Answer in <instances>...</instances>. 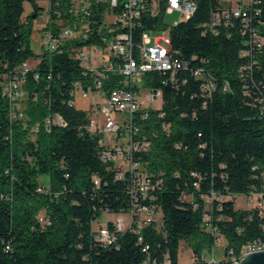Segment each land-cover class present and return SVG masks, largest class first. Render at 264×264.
Wrapping results in <instances>:
<instances>
[{
  "label": "trees",
  "instance_id": "trees-1",
  "mask_svg": "<svg viewBox=\"0 0 264 264\" xmlns=\"http://www.w3.org/2000/svg\"><path fill=\"white\" fill-rule=\"evenodd\" d=\"M37 1L0 0V264H144L143 249L178 264L183 242L201 253L218 235L236 254L264 242V0L229 20L217 0H193L195 13L171 28L172 51L187 66L173 81L158 71L141 80L162 96L161 108L140 120L150 145L134 158L150 182L145 194L141 176L102 158V135L87 129L94 108L74 105L76 84L88 90L96 81L76 58L82 43L33 53V16L45 12ZM213 15L222 22L211 26ZM137 28L135 36L152 23ZM32 58L25 107L11 120L3 84ZM120 81L111 74L104 91ZM254 193L262 207H235L236 196ZM141 208H154L156 223L126 228L112 244L96 238L103 214Z\"/></svg>",
  "mask_w": 264,
  "mask_h": 264
},
{
  "label": "built area",
  "instance_id": "built-area-1",
  "mask_svg": "<svg viewBox=\"0 0 264 264\" xmlns=\"http://www.w3.org/2000/svg\"><path fill=\"white\" fill-rule=\"evenodd\" d=\"M217 1L225 9L222 20H229L245 17V8L255 4L257 0ZM61 6H64L63 10ZM195 11L196 5H190L189 0H46L45 12L41 15L49 19V24L42 30L41 38L42 46L47 47L49 52L58 51L67 41L82 43L75 48L76 58L82 67L96 75V81L88 90L76 84L75 91L80 89L83 98H87L90 93H99L105 97L102 105H91L94 113L89 119L87 129L91 133L102 135L104 145L107 146L102 155L105 161L120 165L131 176H141L137 189L143 194L147 193L150 182L134 156L149 149V141L140 134V120L148 116L147 110L151 108H145L140 99V89L143 86L141 80L149 73V68H158V74H168L173 81L176 72L187 66L171 48L169 32L179 22L167 29L169 25L166 23V16L178 13L182 21H186ZM153 20L161 25L158 26ZM222 20L217 15L211 16V26L220 24ZM144 22L152 23V28L140 31L135 36L137 27ZM162 31H165L164 36L157 34ZM247 54L248 51L240 53L242 57ZM30 70L28 63L23 62L14 76L3 84V93L9 101L11 120H15L22 109V84ZM111 74H118L123 86L104 91V82ZM148 89L151 95L145 99L146 102L154 103L158 98L162 100L159 89ZM244 198L247 209L262 207L260 194L254 193ZM127 214L128 222L121 218L112 221L110 244L117 241L124 229L133 226L140 228L158 220V213L154 208L135 209ZM134 214L138 216L135 217ZM40 221L43 222L42 219ZM93 228L96 238H102L104 226L99 220ZM255 240L244 244L240 253L236 254L224 237L217 235L208 250L212 259H207L205 252L192 251L191 264H237L245 255L260 252V249H255ZM214 246L223 248L222 256L218 260L213 254ZM143 252L147 254L144 264H169L166 256L157 260L150 258L149 249H143Z\"/></svg>",
  "mask_w": 264,
  "mask_h": 264
},
{
  "label": "rangeland",
  "instance_id": "rangeland-1",
  "mask_svg": "<svg viewBox=\"0 0 264 264\" xmlns=\"http://www.w3.org/2000/svg\"><path fill=\"white\" fill-rule=\"evenodd\" d=\"M37 4L40 7H45L46 6V1L44 0H38ZM24 9H25V14H29L32 11V6L29 2L25 1L24 3ZM33 26L31 30V36H30V44H31V49L34 54L38 55L41 54L43 51L47 50V47L42 46L41 44V38H42V30L43 27H46L49 24V19L47 16H38L35 19H33ZM182 21L181 16L178 13L172 14V15H167L166 16V23L169 25L167 29H169L171 26H173L175 23H178ZM160 36L165 35V31L158 32L157 33ZM38 59H30L26 61L28 65L30 66L31 69H34L35 66L37 65ZM24 92V91H23ZM25 93V92H24ZM151 95V92L149 91L148 88L141 87L140 89V99L144 103V107H150L153 109H160L162 106V100L158 98L154 103H149L146 102V98ZM25 95L20 102L21 104V110L19 112H22L25 103H24ZM105 102V97L102 94H88L87 98H83L80 92V89H77L74 94V105L77 109H82V110H88L89 108H92L95 104L102 105ZM91 106V107H90ZM18 113V112H17ZM19 115V114H18ZM40 181L43 185L48 186V181L47 178L42 177L40 178ZM235 207L237 209H244L246 208V201L243 195L236 196L235 198ZM117 218L123 219L124 222H128L129 216L127 213L124 214H103L99 222L102 226H106L108 221H115ZM222 246H214L213 248V254L216 256V260H218L222 256ZM207 254V259L211 260L212 259V254L208 251H204ZM191 254H192V249L190 246H188L187 243H181L179 247V252H178V264H191L192 259H191Z\"/></svg>",
  "mask_w": 264,
  "mask_h": 264
},
{
  "label": "bare ground",
  "instance_id": "bare-ground-1",
  "mask_svg": "<svg viewBox=\"0 0 264 264\" xmlns=\"http://www.w3.org/2000/svg\"><path fill=\"white\" fill-rule=\"evenodd\" d=\"M189 2L190 5H195L193 0H189ZM149 71H158V68H149ZM99 240L104 244H108L111 242V231H109V229L106 226H104V230H102V238H99ZM255 249H260V252L264 251V242L260 240H255ZM237 264H240V261H237Z\"/></svg>",
  "mask_w": 264,
  "mask_h": 264
},
{
  "label": "water",
  "instance_id": "water-1",
  "mask_svg": "<svg viewBox=\"0 0 264 264\" xmlns=\"http://www.w3.org/2000/svg\"><path fill=\"white\" fill-rule=\"evenodd\" d=\"M33 18L35 19L36 16L34 15ZM240 264H264V251L245 255Z\"/></svg>",
  "mask_w": 264,
  "mask_h": 264
},
{
  "label": "crops",
  "instance_id": "crops-1",
  "mask_svg": "<svg viewBox=\"0 0 264 264\" xmlns=\"http://www.w3.org/2000/svg\"><path fill=\"white\" fill-rule=\"evenodd\" d=\"M42 12V11H41ZM44 28V27H43Z\"/></svg>",
  "mask_w": 264,
  "mask_h": 264
}]
</instances>
